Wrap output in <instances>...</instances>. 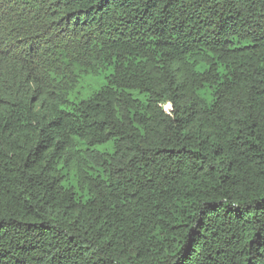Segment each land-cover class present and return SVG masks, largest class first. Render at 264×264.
Masks as SVG:
<instances>
[{"label": "trees", "instance_id": "trees-1", "mask_svg": "<svg viewBox=\"0 0 264 264\" xmlns=\"http://www.w3.org/2000/svg\"><path fill=\"white\" fill-rule=\"evenodd\" d=\"M0 264H264V0H0Z\"/></svg>", "mask_w": 264, "mask_h": 264}, {"label": "rangeland", "instance_id": "rangeland-1", "mask_svg": "<svg viewBox=\"0 0 264 264\" xmlns=\"http://www.w3.org/2000/svg\"><path fill=\"white\" fill-rule=\"evenodd\" d=\"M87 85L90 86V85H89V82L87 83ZM93 85H94V83L92 84V86H93ZM168 108H169V106L166 105L165 109H168Z\"/></svg>", "mask_w": 264, "mask_h": 264}]
</instances>
